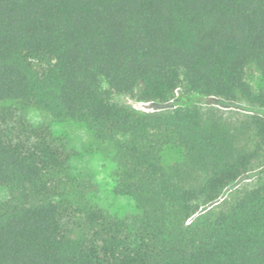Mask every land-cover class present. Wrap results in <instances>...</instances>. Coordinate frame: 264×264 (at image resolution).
I'll list each match as a JSON object with an SVG mask.
<instances>
[{
	"label": "trees",
	"instance_id": "1",
	"mask_svg": "<svg viewBox=\"0 0 264 264\" xmlns=\"http://www.w3.org/2000/svg\"><path fill=\"white\" fill-rule=\"evenodd\" d=\"M251 66L264 78V0H0V264H264V176L224 197L264 175V115L114 101L180 91L264 109ZM12 103L110 147L113 191L138 212L100 208L64 139L8 141ZM169 145L182 158L165 167Z\"/></svg>",
	"mask_w": 264,
	"mask_h": 264
},
{
	"label": "rangeland",
	"instance_id": "2",
	"mask_svg": "<svg viewBox=\"0 0 264 264\" xmlns=\"http://www.w3.org/2000/svg\"><path fill=\"white\" fill-rule=\"evenodd\" d=\"M247 79L255 89H264V78L253 67L247 69ZM114 101L129 106L139 112L151 113L168 111L181 106L197 105L203 109H217L226 119L240 121L254 113L264 115V109L252 107L245 102H229L215 97L194 95L189 98L178 91L173 100L167 103L139 102L125 96H115ZM11 103H7L9 105ZM20 108L21 105L12 103ZM6 139L15 144H23L26 148L34 141V134L39 131L50 133L52 137L64 139L75 155L71 159V170L75 176L85 178L91 184L90 197L105 212L117 217L135 215L138 211L132 199L114 193L112 172L114 163L111 159V148L96 150L92 147L90 135L83 125L68 121L55 122L49 114L33 107L17 110L14 118L2 127ZM182 158L181 151L174 145L166 146L162 152V163L168 167ZM260 169L256 168L229 186L224 197L230 193L243 191L256 184L260 177ZM6 192L0 189V199Z\"/></svg>",
	"mask_w": 264,
	"mask_h": 264
}]
</instances>
